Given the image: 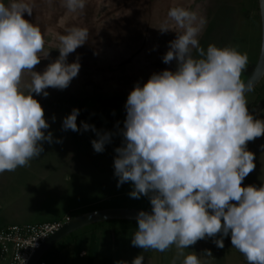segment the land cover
Wrapping results in <instances>:
<instances>
[{"label": "clouds", "instance_id": "obj_1", "mask_svg": "<svg viewBox=\"0 0 264 264\" xmlns=\"http://www.w3.org/2000/svg\"><path fill=\"white\" fill-rule=\"evenodd\" d=\"M62 3L72 12L86 6V0ZM25 13H33L26 0H0V173L28 166L44 152V142H61L47 131L50 123L36 96L47 97L49 88L64 90L78 76L79 57L71 63L68 57L89 36L85 28L68 29L59 36V56L36 71L50 52H44L40 26ZM168 18L174 23L166 20L158 29L177 36L162 59L175 61L176 68L154 72L143 86L137 82L127 97L123 127L117 122V187L130 183L129 196H147L151 204L150 212L141 210L135 218L132 246L164 252L175 245L172 264L180 257L182 264H202L184 249L218 234L213 242L223 248V237L231 233L232 247L248 264H264V186L242 185L256 167L247 144L264 136V120L249 112L241 80L247 55L214 44L205 51L198 40L203 20L195 11L173 7ZM25 71L31 82L22 88ZM79 112L74 108L64 117L62 130L93 131L92 147L102 153L113 133L87 122L78 126ZM117 264H144V256Z\"/></svg>", "mask_w": 264, "mask_h": 264}, {"label": "rangeland", "instance_id": "obj_2", "mask_svg": "<svg viewBox=\"0 0 264 264\" xmlns=\"http://www.w3.org/2000/svg\"><path fill=\"white\" fill-rule=\"evenodd\" d=\"M26 2L33 5V13L31 16L25 13V18L40 26L45 39L44 52H50L34 70L42 72L59 56V36L67 34L68 29L85 28L89 36L87 42L68 57L70 63L79 57L78 76L64 90L49 88L47 97L36 96L50 123L47 131L53 133L54 141L61 142H44V152L28 166L0 173V228L12 223L66 221L68 217L108 207L151 209L147 196L139 199L129 196L130 183L117 187L113 164L115 148L122 144L119 128L126 119V109L121 118L115 117L97 126L113 133L112 142L102 153H97L91 144L95 133L89 137L90 130H62L64 117L74 109L71 101L100 98L108 100L104 106L123 107L120 98L127 101L137 82L143 86L154 72L166 68L175 70V61L165 64L162 58L177 33L171 30L161 33L158 29L166 20L170 25L174 23L168 18L173 7L195 11L203 20L198 40L205 51L214 44L220 48L233 47L241 55H247L246 67L241 73L244 81L253 71L261 50L259 0H86L85 8L75 12L63 6L62 0ZM30 82L31 73L25 71L21 87L26 88ZM245 98L254 118L264 120V77ZM82 123L77 118L78 126L82 127ZM247 149L255 154L256 167L242 185L264 186V136L249 141ZM115 227L130 230L134 235L137 221L107 220L81 227L55 243L45 253V258L61 264L60 252L71 246L74 253L70 257L85 264V259L77 253L81 249L89 250L92 232L98 233L99 242L110 244L115 241L111 233ZM216 238H220L219 234L199 240L184 249L185 256L194 252L202 264H248L244 255L232 247L231 233L223 237V248L215 245ZM124 243L127 246L121 256H125V261H132L129 243L127 240ZM139 250L141 253L136 254H144V264H172L177 255L175 245L164 252ZM207 250L211 251V256L207 255ZM183 258L177 259L176 264H182ZM98 264L110 263L99 261Z\"/></svg>", "mask_w": 264, "mask_h": 264}, {"label": "built area", "instance_id": "obj_3", "mask_svg": "<svg viewBox=\"0 0 264 264\" xmlns=\"http://www.w3.org/2000/svg\"><path fill=\"white\" fill-rule=\"evenodd\" d=\"M71 219L68 217L66 221L12 223L1 227L0 263L28 264L42 243ZM43 257L37 264H49Z\"/></svg>", "mask_w": 264, "mask_h": 264}, {"label": "water", "instance_id": "obj_4", "mask_svg": "<svg viewBox=\"0 0 264 264\" xmlns=\"http://www.w3.org/2000/svg\"><path fill=\"white\" fill-rule=\"evenodd\" d=\"M260 4V12H261V20H262V42L261 45L264 44V0H259ZM264 77V51L260 50V55L258 58V61L251 72V74L247 77V79L244 81L246 85V92L245 95L252 91L254 87L261 81V79ZM145 210V211H151V209H138V208H125V207H115V208H103L100 210L87 212L78 216L73 217L71 220L66 222L63 227L52 234L49 238H47L41 245V247L35 251V253L32 255L30 261L28 264H37V262L45 255V253L60 239H62L67 234L84 227L89 224L101 222V221H110V220H136L137 215H129L128 213H139V211ZM105 212H111L116 213L114 215H105L101 217H96L93 219H90L88 221H78L81 220L86 216L89 215H96L101 214Z\"/></svg>", "mask_w": 264, "mask_h": 264}, {"label": "crops", "instance_id": "obj_5", "mask_svg": "<svg viewBox=\"0 0 264 264\" xmlns=\"http://www.w3.org/2000/svg\"><path fill=\"white\" fill-rule=\"evenodd\" d=\"M6 226V225H5ZM2 227V226H1ZM121 227V226H120ZM112 235H114V244L113 243H103L102 240L101 242H99V235L97 232H92V236H91V244L89 247V250L86 249H81L80 251H78V256L80 258H84L85 259V264H98V262L102 261V262H107L110 264H117V262L119 260H124L125 261V256H121V254L124 251V248L127 246L126 243H124V241H128V245L129 248L132 251L131 254V258L130 260L134 259L137 254L136 252L139 251L140 252V248L137 247H132V233L129 230H126L125 228H119V227H115L112 229L111 231ZM108 234V233H106ZM100 238H103L102 236ZM105 239V238H103ZM62 253V257H63V262L61 264H79L80 262H75L74 261V257H70L73 253H74V249H72V247H65L62 249V251L60 252V254ZM141 253V252H140ZM143 253H147V252H143ZM108 255V256H107ZM144 255V254H143ZM47 260V259H46ZM245 260V257H244ZM49 264H59L56 262H52L47 260ZM128 261V260H127ZM130 262V261H129ZM245 264V262L243 263Z\"/></svg>", "mask_w": 264, "mask_h": 264}, {"label": "trees", "instance_id": "obj_6", "mask_svg": "<svg viewBox=\"0 0 264 264\" xmlns=\"http://www.w3.org/2000/svg\"><path fill=\"white\" fill-rule=\"evenodd\" d=\"M120 100L121 102L124 103L123 107H120L117 105L104 106L103 104L106 102L108 103V100L107 99L102 100L100 98L99 99L98 98H85L83 100L76 99V100H72L71 103L74 108H78L80 110L79 115L77 117L79 118V121L87 122L90 125H95V127L97 128V126L101 122L112 120L115 117L116 118L122 117V113L124 112V109H125L126 100L125 98H120ZM89 133H90L89 137H92L94 135V132L91 130L89 131ZM143 209H146V208H143ZM45 255L43 257L44 259H46Z\"/></svg>", "mask_w": 264, "mask_h": 264}, {"label": "bare ground", "instance_id": "obj_7", "mask_svg": "<svg viewBox=\"0 0 264 264\" xmlns=\"http://www.w3.org/2000/svg\"><path fill=\"white\" fill-rule=\"evenodd\" d=\"M259 10H260V4H259ZM260 16H261V12H260ZM261 22H262V20H261ZM138 209H143V208H138ZM114 214H116V213H111V212H108L107 213V212H105V213L96 214V215L92 214V215H89V216L84 217L81 220H77L76 222H78V221H80V222H82V221H88V220L93 219V218H96V217H101V216H105V215L106 216L107 215H114ZM128 214L129 215H137L138 213H128Z\"/></svg>", "mask_w": 264, "mask_h": 264}]
</instances>
